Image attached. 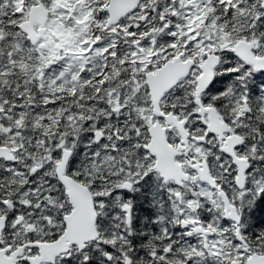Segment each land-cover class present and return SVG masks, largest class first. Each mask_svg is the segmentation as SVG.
I'll return each instance as SVG.
<instances>
[{"label": "snow or ice", "instance_id": "snow-or-ice-1", "mask_svg": "<svg viewBox=\"0 0 264 264\" xmlns=\"http://www.w3.org/2000/svg\"><path fill=\"white\" fill-rule=\"evenodd\" d=\"M0 264H264V0H0Z\"/></svg>", "mask_w": 264, "mask_h": 264}]
</instances>
